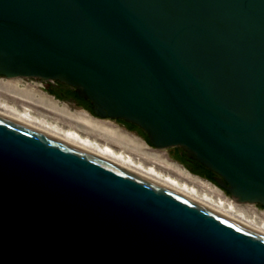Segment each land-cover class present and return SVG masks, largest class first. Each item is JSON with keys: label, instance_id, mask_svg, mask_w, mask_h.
Returning a JSON list of instances; mask_svg holds the SVG:
<instances>
[{"label": "water", "instance_id": "obj_1", "mask_svg": "<svg viewBox=\"0 0 264 264\" xmlns=\"http://www.w3.org/2000/svg\"><path fill=\"white\" fill-rule=\"evenodd\" d=\"M0 76L71 86L264 208V0H0ZM0 264H264V236L0 114Z\"/></svg>", "mask_w": 264, "mask_h": 264}, {"label": "bare ground", "instance_id": "obj_2", "mask_svg": "<svg viewBox=\"0 0 264 264\" xmlns=\"http://www.w3.org/2000/svg\"><path fill=\"white\" fill-rule=\"evenodd\" d=\"M0 114L126 170L264 236V209L236 201L160 149L84 111L71 109L21 77L0 76ZM223 190V189H222Z\"/></svg>", "mask_w": 264, "mask_h": 264}, {"label": "flooded vegetation", "instance_id": "obj_3", "mask_svg": "<svg viewBox=\"0 0 264 264\" xmlns=\"http://www.w3.org/2000/svg\"><path fill=\"white\" fill-rule=\"evenodd\" d=\"M46 84H48L47 87H46L47 91H49L52 94L53 97H56L59 100H63V101H65V102H67V103H69V104H71V105H73V106H75L77 108H81V109H83L85 111H88L89 113L92 114V108H91V111H90L89 107H88V104H90V103L88 101H85V102L81 101L79 99L80 97H76L74 95V93H76V92H75V89L73 87L65 85V84H62V83H60L58 81H53L52 83L48 82ZM119 124H121L123 126V128L125 129V131H127L128 133L130 132L132 134H135V135L145 139L143 131L140 128H138L137 126L134 125L135 127H129V126L126 125V123L124 124V123H121V122H119ZM178 155H180L181 158L183 156H186L185 152L182 149L178 153ZM170 159L180 163V161H178V159H176V156H175L174 153H172ZM187 159L189 160V162L188 161H186V162L183 161V158L180 159V160H182L181 164L184 165V167L188 166V167H191V168H196V166L193 163V162H196V161L191 160L188 157H187ZM212 175L214 177V174H212ZM200 178H202V177H200ZM202 179H204V178H202ZM204 180H206V179H204Z\"/></svg>", "mask_w": 264, "mask_h": 264}, {"label": "rangeland", "instance_id": "obj_4", "mask_svg": "<svg viewBox=\"0 0 264 264\" xmlns=\"http://www.w3.org/2000/svg\"><path fill=\"white\" fill-rule=\"evenodd\" d=\"M48 82H53V80L52 81H39V80H36V79H32V78H22V84H24V85H33V86H35L39 91H41V92H43V93H47L48 95H50V96H52V94L49 92V91H47V89H46V87H47V85L48 84H46V83H48ZM56 100H58L60 103H65V104H67L71 109H75V110H80V111H84V112H86V113H89L88 111H85V110H83V109H81V108H77V107H75V106H73V105H71V104H69V103H67V102H65V101H63V100H59L58 98H56V97H54ZM89 115L90 116H92V117H95V116H93L91 113H89ZM96 119H99V120H102V121H105V122H109V123H112L113 125H116V126H118V127H120L121 129H123V130H125L124 128H123V126L121 125V124H119V122H118V120H113V119H109V118H104V119H101V118H97V117H95ZM127 132V131H126ZM130 133V132H129ZM132 134V133H131ZM135 137H137L139 140H141V141H143L144 143H146L150 148H153V149H155L153 146H151L144 138H142V137H139V136H137V135H135V134H133ZM174 150H175V148H168V149H162V150H160V151H162L163 153H165L167 156H169V158L171 157V155H172V153H174ZM186 167V166H185ZM213 184V183H212ZM215 185V184H214ZM216 186V185H215ZM218 187V186H217ZM219 188V187H218ZM225 195H229L225 190H222V189H220ZM230 196V195H229ZM255 207L256 208H258L259 210H262V209H264L263 207H261L260 205H258V204H256L255 205Z\"/></svg>", "mask_w": 264, "mask_h": 264}, {"label": "trees", "instance_id": "obj_5", "mask_svg": "<svg viewBox=\"0 0 264 264\" xmlns=\"http://www.w3.org/2000/svg\"><path fill=\"white\" fill-rule=\"evenodd\" d=\"M74 95L76 96V97H79L78 95H77V93H74ZM81 101H84L85 102V100H83L82 98H79ZM88 103V102H87ZM88 107H89V110L91 111V105L90 104H88ZM119 122H121V123H126V122H123L122 120H118ZM126 125L127 126H129V127H135L134 125H132V124H130V123H126ZM144 133V132H143ZM144 137H145V140L148 142V140H147V136H146V134L144 133ZM181 151V148H179V147H175V150H174V154H175V156H176V159H178V161H180V163L182 162V160H180V159H182L183 158V161H188L189 162V160L187 159V157L186 156H183L182 158H181V156L180 155H178V153ZM194 163V165L196 166V168H191V167H188V166H186V168L191 172V173H193V174H195V175H198V176H200V177H202V178H204V179H206L207 181H209V182H211V183H213V184H215L216 185V183H215V181H214V179H213V173L212 172H210L208 169H206L205 167H203L202 165H200V164H198L197 162H193ZM201 170V171H200Z\"/></svg>", "mask_w": 264, "mask_h": 264}]
</instances>
